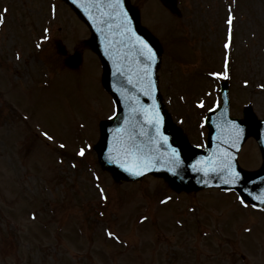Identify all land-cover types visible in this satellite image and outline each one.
I'll return each mask as SVG.
<instances>
[{"label": "rangeland", "instance_id": "obj_1", "mask_svg": "<svg viewBox=\"0 0 264 264\" xmlns=\"http://www.w3.org/2000/svg\"><path fill=\"white\" fill-rule=\"evenodd\" d=\"M130 1L136 4L142 19L149 17L147 10L155 17V23L146 24L154 32L159 30L157 24L170 21V16L156 17V14L165 16L158 10L156 0ZM182 2L187 18L174 21L171 34L182 35L187 41L192 36L196 43L203 39L197 52L202 53L200 62L209 65L206 56L213 60L226 50L224 45L221 48L225 30L218 10L223 0ZM238 12V32L233 36L232 52L235 66L232 75L238 80L234 82L233 106L250 108L264 117V0H239ZM190 13L194 19L189 17ZM0 16L4 17L0 23V264H67L70 250L73 254L78 252L75 254L78 262L79 252L91 258L88 264H158L169 260L172 252L177 256L176 264H264V233H259L263 240L258 242L243 236L235 220L242 210L218 192L193 191L192 202L181 196L184 207L193 206L196 214L191 210L170 212L161 190L150 196L144 209L137 210L139 187L123 189L119 183H108L105 173L96 165H92L95 180L83 189L69 187L67 192H57L59 186L46 184V180L42 181L45 184L36 185L41 178L51 183L54 176L62 180L83 174L81 169L74 172L64 165L67 173L58 176L63 169L62 159L91 157L99 120L112 103L100 86L99 62L86 43L89 30L63 0H0ZM186 21L203 33L192 30L190 34ZM141 23L145 25L143 20ZM241 29L245 32L240 33ZM56 40L61 41L68 54L82 52L77 71H70L57 55ZM173 43L183 44V40L173 42L171 38L169 45ZM178 48L170 47L169 53L183 59V46ZM221 59L212 63H220ZM200 62L183 60L176 66L169 56L168 74L162 72L164 65L158 69V79L168 81L165 89L175 85L168 89V94L174 108L180 106L181 112L171 108L167 100L165 109L169 115L175 113L171 119L175 126L179 125L177 120L187 118V113L195 110L194 102L199 101L202 109L216 103L213 82L201 77ZM193 65L198 72L186 80L184 76L191 74ZM241 82L245 86L241 87ZM180 91L187 102L181 105L173 95ZM233 106L232 113L241 115ZM190 120L182 127L193 139ZM81 148L85 149L84 156L79 155ZM242 154L248 168L257 164V149L250 142ZM112 178L116 182L115 176ZM150 182V187L156 186L157 190L169 188L158 175L149 174L146 183ZM95 184L102 185L105 191L111 189L109 196L113 199L121 189L128 196L115 207L112 202L110 205L99 202L90 191ZM29 213L36 214V220H31ZM153 220L164 226L165 233L158 230V224L150 227ZM261 228L264 230V225ZM154 231L156 234L161 231V238ZM53 232H57L56 238ZM109 232L114 235L109 236ZM91 249L93 253L101 252V257L93 253L90 257ZM241 254L244 261L240 260ZM79 264L87 262L82 260Z\"/></svg>", "mask_w": 264, "mask_h": 264}, {"label": "water", "instance_id": "obj_2", "mask_svg": "<svg viewBox=\"0 0 264 264\" xmlns=\"http://www.w3.org/2000/svg\"><path fill=\"white\" fill-rule=\"evenodd\" d=\"M80 14L92 31L90 45L93 50L101 57L104 67V83L109 92L112 93L119 107L118 117L114 122L103 125V137L97 153L103 162L113 168L117 174L123 178L132 175V171H127V162H141L147 160L150 165H158L160 171L166 175L176 187H186L197 189L201 186L203 175L208 174L210 180L222 178L221 170L230 172L228 167L229 160L235 154L241 137L245 134L254 133L258 140L259 137L264 142V127L253 121L247 116L244 129L240 138H234L227 152L218 151L216 156L226 162L210 170L205 161L214 149V144H209V153L203 155L192 151L187 154L180 145L173 139H165L163 132L155 123L153 130L148 124H143V111L145 106L149 107L147 121H152L156 117L153 106L152 89L149 81V71L152 70L154 62L143 61L137 46L146 42L151 48L152 53L158 55V51L151 39L137 25L136 16L128 4V0H123L122 8L126 12V18L118 15L119 9H113L111 5L115 0H66ZM165 4L175 11L173 0H163ZM143 45V44H142ZM57 51L64 55V47L57 43ZM79 56L74 55L67 60L71 66H77ZM137 118L138 125L142 131L136 130L130 133V121ZM210 125V123H209ZM214 143L218 149L220 143L228 138L226 133L213 132L214 128L210 125ZM253 127V128H252ZM163 131L171 134L168 126L165 125ZM260 141V140H259ZM235 143V147L233 146ZM129 149L133 153L131 157L124 154V150ZM175 149V153L173 150ZM124 165L123 167L121 165ZM145 170L141 168L139 171ZM264 175L263 172L260 176ZM257 179L256 176H245L241 182L242 188ZM242 188H238L242 190Z\"/></svg>", "mask_w": 264, "mask_h": 264}, {"label": "snow or ice", "instance_id": "obj_3", "mask_svg": "<svg viewBox=\"0 0 264 264\" xmlns=\"http://www.w3.org/2000/svg\"><path fill=\"white\" fill-rule=\"evenodd\" d=\"M122 4H123V0H115V2L111 5V7H112L113 9H119V12H118L117 14L126 18L127 14H126V12L123 11ZM5 11H7V10L5 9ZM234 19H235V17L231 14V10H230V12H229V16H228L227 21H226V23H227V25H228V40H227V42L224 44V47H225L226 49H228V48L231 47V41H232V30H233ZM3 20H4V17H3V16H0V23H3ZM140 42H141V43L144 45V47L147 48V50H148V51H147V57H148V59H149V60L154 59V53H152L151 48L146 44V42H143V41H140ZM224 67H225V69L228 68V61H227V59L225 60V65H224ZM211 75H213V76H215V77H218V78L221 77V76H223L224 78H227V74H226V72H225V73H212ZM245 83L247 84V81H245ZM201 106H203V105L201 104ZM160 119H161V118H160V117L158 116V114H157L156 117H155V119L152 120V121H150V122H151V123H155V124L158 126L159 123H160ZM233 123H235V122H233ZM236 128L238 129V130H237V134H236V135H237V139H239V138H240V134L242 133L243 129H240L238 125H236ZM44 135H45L48 139H52V137L49 136L48 133H44ZM165 139H166V138H165ZM233 146L235 147V143H233ZM61 147H63V145H61ZM173 152L175 153V149L173 150ZM84 154H85V149H84V148H81L80 151H79V155H80V156H84ZM124 154H125V156H127V157H131V156L133 155V153H132L131 150H129V149H125V150H124ZM121 166L123 167L124 165L122 164ZM137 166H139V165H137ZM143 167L146 168L147 165H143ZM228 167H231V162H230V160H229V163H228ZM126 170H127V171H132L131 168H127ZM134 174L139 175V174H141V173H140V172H136V173H134ZM239 175H240L239 172H233V178L238 177ZM256 198H257V199H260L262 202H264V196L256 197ZM105 199H106V197H105ZM241 203H244V201L242 200ZM108 235H109V236H113L114 234H113L112 232H109Z\"/></svg>", "mask_w": 264, "mask_h": 264}]
</instances>
